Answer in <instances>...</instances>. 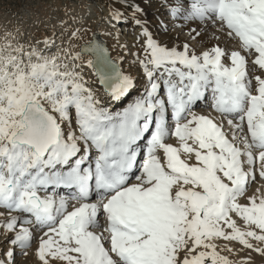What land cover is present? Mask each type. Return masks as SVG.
I'll return each instance as SVG.
<instances>
[{
	"label": "snow or ice",
	"instance_id": "6c2138e0",
	"mask_svg": "<svg viewBox=\"0 0 264 264\" xmlns=\"http://www.w3.org/2000/svg\"><path fill=\"white\" fill-rule=\"evenodd\" d=\"M163 4L176 24L170 30L161 21L157 37L136 0L111 2L112 26L130 15L141 29L132 53L139 88L95 36L71 57V72L38 47L25 54L5 44L0 233L9 247L0 264H16L30 248L36 264L264 257V184L248 192L257 177L264 181V0ZM176 28H187L188 39L178 43ZM206 36L216 43H191ZM84 54L92 58L81 65ZM76 67L94 70L107 100ZM200 102L216 115L196 111Z\"/></svg>",
	"mask_w": 264,
	"mask_h": 264
},
{
	"label": "rangeland",
	"instance_id": "374dc122",
	"mask_svg": "<svg viewBox=\"0 0 264 264\" xmlns=\"http://www.w3.org/2000/svg\"><path fill=\"white\" fill-rule=\"evenodd\" d=\"M111 2L112 0H0V57L10 54V50L5 48V44L11 41L13 48L22 46L25 54L30 48L38 47L45 56L56 57L62 72H71L73 70L71 57L81 50L82 45L91 41L93 36L98 34L111 58L120 65L121 69L123 67L132 73V76L136 78L137 86H140L144 82L141 68L138 64L133 63L132 53L138 51L141 43L139 36L141 29L135 25L130 15L126 21L112 26L109 23ZM136 3L143 8L139 17L147 22L149 28H154L158 34L161 32L163 34L161 29V21H163L170 30L173 29L176 23L165 10L163 0H136ZM142 4L147 8H144ZM116 7L119 8L120 5L117 4ZM126 11L130 13V10ZM76 29H79V39L72 38V32ZM172 34L183 38L184 41L188 39L180 28H176ZM45 38L52 40L53 44L51 46L43 44L41 41ZM122 45H127V48L121 47ZM196 45L197 49H206L199 43ZM15 54L21 55L20 53ZM120 57L124 58L122 63ZM23 58L26 64L27 56L25 55ZM89 58L92 57L84 54L78 63L82 65ZM64 65H67V68L63 67ZM75 71L82 72L96 94L102 100H107L103 95V88L96 82L93 75L94 70L76 67ZM205 103H199L195 110L198 112L208 110ZM212 115L216 114L213 112ZM217 119H219L218 116ZM169 142L174 145L177 143L174 137ZM194 162V160L189 161V163ZM261 184H264V181L257 177V181L248 189L249 194ZM225 243L221 241L219 246L223 248ZM8 247L9 245L4 242V235L0 233V250ZM16 251L19 253L20 249L17 248ZM28 251V256H16V264H36V258L31 254L32 249L30 248ZM225 254L227 255V253ZM251 257V264H264V257L259 254L251 253Z\"/></svg>",
	"mask_w": 264,
	"mask_h": 264
},
{
	"label": "bare ground",
	"instance_id": "6f19581e",
	"mask_svg": "<svg viewBox=\"0 0 264 264\" xmlns=\"http://www.w3.org/2000/svg\"><path fill=\"white\" fill-rule=\"evenodd\" d=\"M142 6L144 7V8H147L144 4H142ZM175 23H176V21H175ZM154 34H156V36L157 37H161V36H163V34H161V33H157L156 32V30H154V28H149ZM181 31H182V33H184V34H186L187 35V28H184V29H181ZM212 31H215L214 29H210V32H212ZM173 35V37L177 40V42L179 43V42H183L184 40H183V38L181 39V38H179V37H177V36H175V34H172ZM188 38V37H187ZM211 41V42H210ZM191 43H193L195 46H197L196 44H198V42H196V41H192ZM214 43H216L215 41H214V39L211 37V36H206L205 38H204V40L202 41V42H199V44H200V46H204V48H209V47H211V46H213V44ZM221 43H223V42H221ZM198 47V46H197ZM122 71L124 72V73H126V74H130L131 76H132V74L127 70V69H125V68H123L122 67ZM258 187V186H257ZM43 196V195H42Z\"/></svg>",
	"mask_w": 264,
	"mask_h": 264
},
{
	"label": "water",
	"instance_id": "95a60500",
	"mask_svg": "<svg viewBox=\"0 0 264 264\" xmlns=\"http://www.w3.org/2000/svg\"><path fill=\"white\" fill-rule=\"evenodd\" d=\"M94 36H95V38H96L98 41H100V42H102V43L104 44V42L101 40V38L99 37L98 34H95ZM94 36H93V37H94ZM104 45H105V44H104Z\"/></svg>",
	"mask_w": 264,
	"mask_h": 264
}]
</instances>
